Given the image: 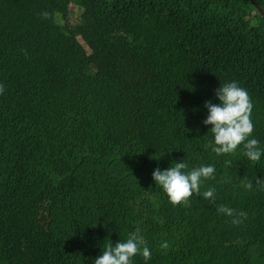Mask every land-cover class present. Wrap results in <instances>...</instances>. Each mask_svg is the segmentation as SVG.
Here are the masks:
<instances>
[{
	"label": "trees",
	"instance_id": "16d2710c",
	"mask_svg": "<svg viewBox=\"0 0 264 264\" xmlns=\"http://www.w3.org/2000/svg\"><path fill=\"white\" fill-rule=\"evenodd\" d=\"M233 81L264 148V15L249 0H0V264H94L136 229L152 255L133 264H264V156L205 147V102ZM174 162L214 165L201 193L215 202L174 206L153 179Z\"/></svg>",
	"mask_w": 264,
	"mask_h": 264
},
{
	"label": "clouds",
	"instance_id": "9594fccd",
	"mask_svg": "<svg viewBox=\"0 0 264 264\" xmlns=\"http://www.w3.org/2000/svg\"><path fill=\"white\" fill-rule=\"evenodd\" d=\"M257 10L264 15V10L258 8L253 0H249ZM77 15V14H76ZM45 19L50 18L47 11L41 13ZM80 17L77 15V23ZM5 91L3 84H0V95ZM216 97L219 104L206 101L208 116L203 121L205 125H211L210 131L214 136V144L210 147L217 156L231 155L237 152L242 146L244 155L253 163H258L264 156V148L260 141L253 137L254 123L252 120L253 103L246 89L240 87L237 82L222 84L216 90ZM185 162H174L171 167L161 170L157 167L153 172V179L156 185L162 187L170 202L175 205L189 206L190 198L195 194L202 195L204 199L215 202L216 190L209 188L201 193V184L206 180H215L216 168L214 165L200 166L187 171ZM257 184H264V179H257ZM242 187L247 190L253 188V183L245 179ZM217 211L227 217H231V223L239 225L247 218V213L238 211L226 205H220ZM163 249L168 248L166 242L161 244ZM137 255L145 261L151 259V250L139 229L131 232L126 241H118L115 244L109 243L102 251V255L94 260V264H133Z\"/></svg>",
	"mask_w": 264,
	"mask_h": 264
},
{
	"label": "rangeland",
	"instance_id": "374dc122",
	"mask_svg": "<svg viewBox=\"0 0 264 264\" xmlns=\"http://www.w3.org/2000/svg\"><path fill=\"white\" fill-rule=\"evenodd\" d=\"M78 12L76 11V9L74 7H70V11H69V14H68V19L70 20L69 22L71 24H74L77 20V14ZM80 14V13H78Z\"/></svg>",
	"mask_w": 264,
	"mask_h": 264
}]
</instances>
